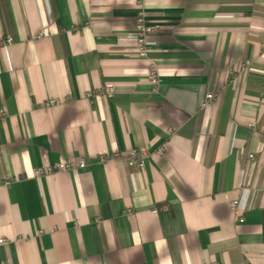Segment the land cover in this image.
Instances as JSON below:
<instances>
[{
	"label": "crops",
	"instance_id": "1",
	"mask_svg": "<svg viewBox=\"0 0 264 264\" xmlns=\"http://www.w3.org/2000/svg\"><path fill=\"white\" fill-rule=\"evenodd\" d=\"M6 38L0 264H264V0H0Z\"/></svg>",
	"mask_w": 264,
	"mask_h": 264
},
{
	"label": "built area",
	"instance_id": "2",
	"mask_svg": "<svg viewBox=\"0 0 264 264\" xmlns=\"http://www.w3.org/2000/svg\"><path fill=\"white\" fill-rule=\"evenodd\" d=\"M137 23V40H136V49L138 56L140 57H147L149 52L148 47V39L149 36L155 31L156 27L153 23H151L147 18L146 14L144 12V9L142 8V5H140V11L136 19ZM42 32L41 34H43ZM12 43V38H6L2 39L0 41V45L3 47H7L9 44ZM250 68L249 62H243L240 63L235 69L231 70L230 77H236L238 74H240L243 71H246ZM150 80L151 82L156 85L159 82V74L158 69L156 65H152L151 71H150ZM116 91L115 85L113 83H107L102 88L98 89V92L104 95H112ZM93 96L92 91H88L86 93V97L88 99H91ZM218 100V94L215 93H208L206 96V103L205 104H213ZM56 103L55 99H50L46 102L47 106H52ZM174 129H170L169 132L173 133ZM157 155L163 156L164 155V149H159L157 151ZM149 156V152L146 149L142 150H133L127 155V161L128 164L131 166H139L140 168H143L145 166V162L147 157ZM251 160L255 159L254 154L249 155ZM101 160H105V155H100ZM87 167V163L85 159H77V160H62L61 162L57 163L56 165H50L46 164L41 169H36L34 171V175L36 177H41L45 174H50L56 171H77L79 169H85ZM5 185H10L12 181L14 180L13 177L7 176L4 179ZM231 210L234 213H238L239 210V201L233 200L230 204ZM240 222L244 221L243 217H240ZM7 242L6 239H0V244H5Z\"/></svg>",
	"mask_w": 264,
	"mask_h": 264
}]
</instances>
